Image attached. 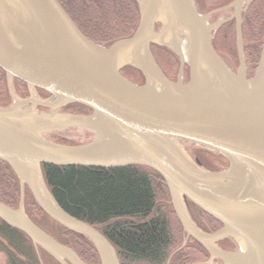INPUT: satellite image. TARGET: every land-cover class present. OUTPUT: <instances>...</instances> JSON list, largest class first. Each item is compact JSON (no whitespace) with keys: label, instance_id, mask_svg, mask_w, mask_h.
<instances>
[{"label":"water","instance_id":"water-1","mask_svg":"<svg viewBox=\"0 0 264 264\" xmlns=\"http://www.w3.org/2000/svg\"><path fill=\"white\" fill-rule=\"evenodd\" d=\"M138 1L140 16L134 34L103 48L80 33L56 0H0V70L9 81L16 79L30 91L39 89L50 95L21 100L11 89L13 104L0 108V162L12 169L20 187L17 209L0 202V220L25 234L36 250L57 263L85 264L29 220L23 207L26 186L46 216L88 238L100 264H119L114 247L100 232L58 206L45 184L42 167L144 166L163 179L186 235L209 252L208 261L195 264H215L214 260L264 264V39L254 75L247 80L241 36L243 6L251 0H235L230 5L239 61L236 74L213 48L212 28L192 0ZM176 21L190 40L187 61L163 41L164 36L175 38ZM157 25L161 26L158 32ZM152 44L178 57L175 82L157 66ZM204 65L221 80V92L202 85ZM185 66L187 83L183 82ZM124 67L139 71L144 84L124 78L120 73ZM72 104L86 107L91 114L59 113ZM37 108L47 113H38ZM70 129L89 132L94 140L70 147L46 137ZM182 144L221 155L228 162L227 169L201 170ZM184 200L220 223V229L212 234L201 232ZM228 238L236 243L237 252L217 246Z\"/></svg>","mask_w":264,"mask_h":264},{"label":"trees","instance_id":"trees-1","mask_svg":"<svg viewBox=\"0 0 264 264\" xmlns=\"http://www.w3.org/2000/svg\"><path fill=\"white\" fill-rule=\"evenodd\" d=\"M56 1L83 36L103 48L131 37L138 27V0ZM192 1L199 14L211 12L209 16L213 20L222 15L223 9L235 0H216L208 9L205 0ZM228 18L213 33L212 46L223 61L226 59L235 67L238 65L235 21ZM241 19L245 65L252 76L264 39V0L249 1L242 11ZM159 27L157 25L156 30ZM150 51L165 77L174 82L179 69L178 57L172 51L155 44L150 46ZM120 73L138 86L144 84L143 75L132 67H124ZM187 81L188 69L185 66L183 82ZM12 85L20 98L27 97L26 84L13 79ZM34 90L40 99L50 97L44 91ZM12 102L9 79L0 70V108H7ZM37 111L47 110L37 108ZM59 113L88 116L91 111L72 104L60 109ZM78 130L51 133L47 139L70 147L90 142L92 134L83 130L84 140L65 139L68 137L67 133ZM184 150L203 171L219 172L228 166L226 159L217 153L194 146ZM42 175L58 206L68 215L100 232L114 247L119 264H195L209 258L206 248L184 232L175 216L163 179L150 168L43 166ZM23 192L24 212L34 225L58 243L70 248L85 264H100L96 250L88 238L58 225L42 212L26 186L23 187ZM19 196L17 177L7 164L0 162V202L17 209ZM184 203L191 221L201 232L212 234L220 229L221 225L216 220L189 201L184 200ZM41 222L52 227L54 234L43 230ZM183 236H186L187 243H181ZM217 246L225 252L236 249V243L229 238L218 242ZM0 251L7 264H47L45 259L51 264H59L41 249L36 250L25 234L1 220Z\"/></svg>","mask_w":264,"mask_h":264},{"label":"rangeland","instance_id":"rangeland-1","mask_svg":"<svg viewBox=\"0 0 264 264\" xmlns=\"http://www.w3.org/2000/svg\"><path fill=\"white\" fill-rule=\"evenodd\" d=\"M216 0H205V2H206V5H207V9L208 8H210V7H212L213 6V3L215 2ZM247 4V3H246ZM246 4L243 6V10H244V8H245V6H246ZM229 10V11H228ZM242 10V11H243ZM223 13H222V15H219L218 17H215L213 20L210 18V14H212L211 12L210 13H207V14H204L203 16H205L206 17V23H207V25H208V27L209 28H212V31H211V34H213L214 32H215V30L217 29H215L213 26L214 25H216L217 23H219V22H223L224 23V21H226V19L230 16V18H231V16H232V14H233V10H232V7L229 5V6H227L226 8H224L223 9V11H222ZM230 18H228L229 20H231ZM160 29H161V26L156 30V28H155V31L156 32H158V31H160ZM167 49V48H166ZM169 50V49H168ZM224 62L226 63V65H227V67L229 68V70L233 73V74H236V71H237V68H238V65H239V61H238V65L237 66H233L228 60H224ZM160 69V68H159ZM188 69V68H187ZM245 69H246V79L247 80H250L252 77H253V75H254V71H253V75L251 76V74H249V72H247V68H246V65H245ZM179 70V69H178ZM184 70H185V67H184ZM184 70H183V77H184ZM162 72V71H161ZM177 74H178V71H177ZM176 78H177V75H176V77H175V81H176ZM174 81V82H175ZM145 82V81H144ZM188 82V81H187ZM186 82V83H187ZM11 85V86H10ZM9 87H10V90L12 89V91L14 92V95L18 98V99H21V100H26V99H28L29 97H30V95H32L33 97H35V98H39V96H38V94L36 93V91L35 90H32V91H30L29 89H28V95H27V97H22V98H20L19 96V94H16L15 93V90H14V87H13V85H12V81H9ZM10 94H11V92H10ZM12 97V96H11ZM40 99V98H39ZM12 100H13V98H12ZM12 104H13V102H12ZM11 104V105H12ZM25 108H28V106H26ZM38 113H47V111H37ZM67 131V130H66ZM65 132V131H64ZM66 136H68V137H65V139H69V140H71V139H73L74 141H82V140H84V135H83V132H82V130H78V131H72V132H70V133H67L66 134ZM47 138H48V135L46 136ZM94 140V137H93V135H92V139L90 140V142L91 141H93ZM90 142H88V143H90ZM182 146H183V148H185L186 150H188V148H189V146L190 147H192L193 145H188V144H186V146H185V144H182ZM194 147H196V146H194ZM199 148V147H198ZM213 161V160H212ZM214 161H216V160H214ZM213 161V162H214ZM217 163H215V165H216ZM228 167V166H227ZM227 167L226 168H224L223 170H225V169H227ZM223 170H221V171H223ZM220 172V171H219ZM19 203H20V196H19ZM19 206V205H18ZM41 227H42V229L43 230H45V231H48L49 233H51V234H54V229L52 228V227H50V226H48V224L47 223H43V222H41ZM181 243L182 244H184V243H187V239H186V236L184 237L183 236V238L181 239ZM238 251V249H237V247H236V249H235V251H232V252H229V253H235V252H237ZM209 253V252H208ZM209 258H210V254H209ZM209 258L206 260V259H204V260H206V261H208L209 260ZM206 261H202V262H206ZM45 262L47 263V264H51V262H49L47 259H45ZM214 263L215 264H222V262L220 261V260H214ZM0 264H7L6 263V258H5V256H4V254L0 251Z\"/></svg>","mask_w":264,"mask_h":264},{"label":"bare ground","instance_id":"bare-ground-1","mask_svg":"<svg viewBox=\"0 0 264 264\" xmlns=\"http://www.w3.org/2000/svg\"><path fill=\"white\" fill-rule=\"evenodd\" d=\"M175 28L177 29V34L174 39H167L165 36L163 37V41L169 44L172 48L177 50L182 59L187 61L189 54V44L190 40L187 36V33L184 30H181V25L178 21L175 22ZM208 65V60L205 59ZM204 65L201 70V83L205 87L206 90L212 92H221L223 89V85L219 77L214 73L211 67ZM235 82H240V80H234ZM151 87V86H150ZM179 92L178 89L175 90ZM106 134V133H105ZM107 136V135H106ZM233 183V182H232ZM234 184H237V180H235ZM241 257V256H240Z\"/></svg>","mask_w":264,"mask_h":264},{"label":"flooded vegetation","instance_id":"flooded-vegetation-1","mask_svg":"<svg viewBox=\"0 0 264 264\" xmlns=\"http://www.w3.org/2000/svg\"><path fill=\"white\" fill-rule=\"evenodd\" d=\"M48 99V98H47Z\"/></svg>","mask_w":264,"mask_h":264}]
</instances>
